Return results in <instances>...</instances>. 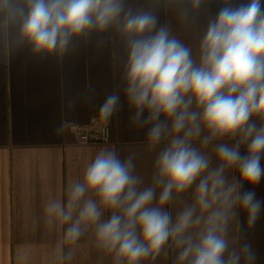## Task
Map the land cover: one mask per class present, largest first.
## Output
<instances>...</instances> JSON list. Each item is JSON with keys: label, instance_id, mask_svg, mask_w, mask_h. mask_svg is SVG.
Masks as SVG:
<instances>
[{"label": "clouds", "instance_id": "1", "mask_svg": "<svg viewBox=\"0 0 264 264\" xmlns=\"http://www.w3.org/2000/svg\"><path fill=\"white\" fill-rule=\"evenodd\" d=\"M188 2L195 12L205 0ZM222 4L194 56L167 25L157 27L154 12L133 11L126 0H0V13L19 24L20 38L37 53L118 30L128 53L131 122L147 127L149 146L159 149L148 183L136 172V153L121 157L114 146L102 147L64 198L46 201L43 222L60 233L59 264L75 258L89 228L115 264L155 261L166 247L174 264H255L249 244L234 246L231 228L240 210L251 227L264 207L253 191H241L264 179V0ZM118 101L108 96L99 116L109 120ZM31 255L22 246L16 260L29 264Z\"/></svg>", "mask_w": 264, "mask_h": 264}, {"label": "crops", "instance_id": "2", "mask_svg": "<svg viewBox=\"0 0 264 264\" xmlns=\"http://www.w3.org/2000/svg\"><path fill=\"white\" fill-rule=\"evenodd\" d=\"M245 2L232 0V5ZM125 6L154 12L157 27L167 25L196 56L209 20L223 4L205 0L195 12L188 0H126ZM185 11L186 18L181 15ZM19 31L18 23L0 13V264H19L16 255L22 246L31 248L29 264H59L55 245L60 233L43 222L46 201L64 198L68 183L82 177L102 147L114 146L121 157L136 153V172L148 183L159 149L149 146L147 127L131 122L135 109L127 99L124 80L128 53L118 30L82 34L66 51L51 53L35 52ZM112 94L119 97L118 107L106 120L99 111ZM93 119L109 124L110 139L82 144L73 126H88ZM240 151L244 154L246 149ZM241 191H253L264 201V179L257 185L244 183ZM231 235L234 246L249 244L255 264H264V207L251 227L247 213L240 210ZM76 249L75 258L64 264H115L113 254L96 247L91 228ZM174 261V250L166 247L155 261L149 258L143 264Z\"/></svg>", "mask_w": 264, "mask_h": 264}, {"label": "built area", "instance_id": "3", "mask_svg": "<svg viewBox=\"0 0 264 264\" xmlns=\"http://www.w3.org/2000/svg\"><path fill=\"white\" fill-rule=\"evenodd\" d=\"M77 139L82 144H97L109 141L111 128L108 123L93 119L88 126L74 125Z\"/></svg>", "mask_w": 264, "mask_h": 264}]
</instances>
